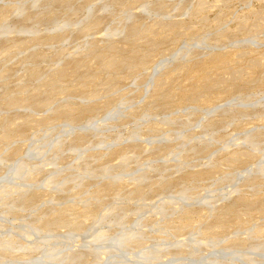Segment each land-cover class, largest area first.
<instances>
[{"label": "rangeland", "instance_id": "obj_1", "mask_svg": "<svg viewBox=\"0 0 264 264\" xmlns=\"http://www.w3.org/2000/svg\"><path fill=\"white\" fill-rule=\"evenodd\" d=\"M0 264H264V0H0Z\"/></svg>", "mask_w": 264, "mask_h": 264}]
</instances>
